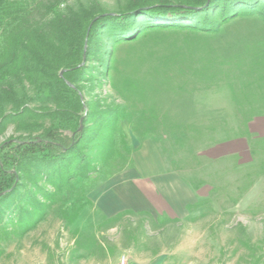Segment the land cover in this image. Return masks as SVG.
I'll use <instances>...</instances> for the list:
<instances>
[{
  "label": "rangeland",
  "instance_id": "rangeland-1",
  "mask_svg": "<svg viewBox=\"0 0 264 264\" xmlns=\"http://www.w3.org/2000/svg\"><path fill=\"white\" fill-rule=\"evenodd\" d=\"M137 15L114 36L101 25V43L85 39L76 66L58 69L86 146L108 140L107 156L63 190L26 180L33 215L0 224V264H264V16L207 32ZM8 84L19 109L0 103V146L37 137L51 126L37 114L55 108L23 76Z\"/></svg>",
  "mask_w": 264,
  "mask_h": 264
},
{
  "label": "trees",
  "instance_id": "trees-1",
  "mask_svg": "<svg viewBox=\"0 0 264 264\" xmlns=\"http://www.w3.org/2000/svg\"><path fill=\"white\" fill-rule=\"evenodd\" d=\"M60 1L0 0V103L16 102L8 81L11 76H23L33 87L50 94L55 104L54 109L37 114L51 121L49 128L37 137L20 135L0 146V224L7 223L5 218H17L20 223L31 220L33 213L25 204L35 207L34 198L20 189L27 179L36 181L42 174L54 178L53 184L63 190L73 178L95 171L107 156L108 140L102 146L98 138L86 146L83 131L77 129L79 114L72 111V106H81L78 92L57 75L62 67L76 66L85 39L91 51V44L101 43L95 38L104 25L114 36L131 28L129 18L134 14L148 20L152 17L154 28L175 25L207 32L219 31L222 24L238 16H264V0H127L111 12H100L94 4L61 11ZM40 7L46 16L35 19L34 12ZM14 107L19 109L15 103ZM6 117L9 120L13 115Z\"/></svg>",
  "mask_w": 264,
  "mask_h": 264
},
{
  "label": "built area",
  "instance_id": "built-area-1",
  "mask_svg": "<svg viewBox=\"0 0 264 264\" xmlns=\"http://www.w3.org/2000/svg\"><path fill=\"white\" fill-rule=\"evenodd\" d=\"M120 263H121V264H124V263H125V259H124V257H122V258L120 259Z\"/></svg>",
  "mask_w": 264,
  "mask_h": 264
}]
</instances>
